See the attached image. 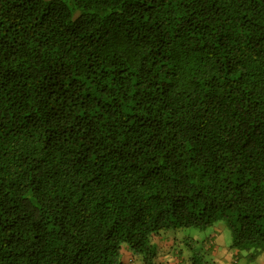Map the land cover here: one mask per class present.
Returning a JSON list of instances; mask_svg holds the SVG:
<instances>
[{"label": "trees", "instance_id": "obj_1", "mask_svg": "<svg viewBox=\"0 0 264 264\" xmlns=\"http://www.w3.org/2000/svg\"><path fill=\"white\" fill-rule=\"evenodd\" d=\"M220 222L260 264L264 0H0V264H161Z\"/></svg>", "mask_w": 264, "mask_h": 264}, {"label": "rangeland", "instance_id": "obj_2", "mask_svg": "<svg viewBox=\"0 0 264 264\" xmlns=\"http://www.w3.org/2000/svg\"><path fill=\"white\" fill-rule=\"evenodd\" d=\"M156 243L159 244V248L163 247L164 245L167 247V250H161V264L179 263L182 253H185L186 255V247L193 254V251H191L192 246L195 248L197 247L198 250L207 251L206 253H209L210 255H205L211 258L217 264L246 263L242 258V255L239 256L238 253L232 249L233 235L231 230L223 222H220L215 226L205 230L196 228H183L178 231H170L167 235L164 234L162 237L158 238ZM211 245H215L218 249L217 255L212 253ZM126 261L127 260L125 259V263Z\"/></svg>", "mask_w": 264, "mask_h": 264}, {"label": "crops", "instance_id": "obj_3", "mask_svg": "<svg viewBox=\"0 0 264 264\" xmlns=\"http://www.w3.org/2000/svg\"><path fill=\"white\" fill-rule=\"evenodd\" d=\"M211 248H212V253H215L217 255L218 249L216 248V246L215 245H211ZM258 261H259L260 264H264V256H261L258 259Z\"/></svg>", "mask_w": 264, "mask_h": 264}]
</instances>
